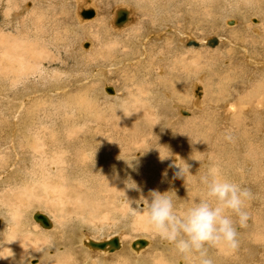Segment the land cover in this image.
I'll use <instances>...</instances> for the list:
<instances>
[{
  "label": "bare ground",
  "instance_id": "6f19581e",
  "mask_svg": "<svg viewBox=\"0 0 264 264\" xmlns=\"http://www.w3.org/2000/svg\"><path fill=\"white\" fill-rule=\"evenodd\" d=\"M41 1L50 2L53 0ZM55 1L57 4H62V0ZM64 1L72 3V9L70 10L75 11V15H72L76 17L73 19L78 20H76L78 22L76 25L79 27L78 29L75 27V30L68 29L65 35L67 36L71 31L75 32L77 30L81 35L93 34L97 39L95 43L88 38L73 39L72 45L75 50L77 49L79 61L83 62L85 67H88V64L90 65L95 57L102 56L104 57L103 60L111 68L107 66L108 69L105 70L107 67L103 69L101 66L99 68L102 69H94L95 73H91L93 71L89 69L88 71H91L90 73L93 75L91 76L94 78V83L85 85L84 89H81L73 96H67L62 101L55 102L52 98H48L50 100H41L37 97L40 94L38 88L42 87L44 81L49 82V78L52 77L49 70L47 72L46 68L43 69L42 63L39 61L42 57L41 55H43L41 54L42 51L45 52L44 47L47 46L48 40L45 37L51 36L55 38L56 43L62 41V38L54 37L57 28H44L46 26L45 23H48V25L52 24V20L49 18L50 14L45 13V11L28 14L32 8L28 7L26 3L21 6L18 0H0V7L2 5L6 8L4 19L0 23V165L10 157L7 156L8 158L5 159V154L3 155L1 152L4 144L8 143L7 149L9 151L6 149L3 152L6 155H11L9 164L7 163L8 165L6 164L5 167L2 166L3 168H0V170L4 169L5 177V179H2L3 177L0 176V184L3 183L5 184L4 186H10L6 193H0V223L2 222L0 224V264H14L15 261L18 264L17 260H21L20 258L22 257L21 249L27 245L34 246L39 243H42L39 249L32 248L35 251L34 254L39 255L38 260L30 263L28 260L30 256L27 258L22 257L24 258L23 264H117L116 261L113 263L108 260V258L113 259V257L114 259L117 257L118 264H183L186 261L185 259H187L188 264H199L197 257L180 256L172 245L165 240H159L155 234L154 239L152 237L133 235L135 229L150 232L143 221L145 210L135 208V202L143 197L149 198L150 192L153 190L161 193L167 191L169 193L175 192L179 198L176 201L177 212L182 213L187 207L195 203L198 198H205L206 188L201 183V178L204 176L228 179L242 187L248 188L253 199L264 197V59L261 61L256 59L257 62L255 60L256 63H254L253 60H250L253 58L250 57L249 59L250 54H248V57L244 59L246 67L240 68L232 77L224 76L226 90L222 91L220 96L225 97L228 101L225 99L226 106H224V103L223 117L218 118L220 112L215 111L216 105L212 107V111H210L211 109L207 111L208 108L206 111L204 110L206 88L201 84L202 82L193 81L190 84V106L189 97L185 90L182 89L179 93L173 90L180 78L173 76L168 79L170 81H167L168 73L165 69L167 64L164 67L160 62L156 64V61L152 59L155 58L157 52L156 55H151L155 48L151 47V50L148 48L149 42L156 44L160 42V46L163 48L167 47V49L174 44L169 43L166 46V43H164L165 39L163 40V37L166 30L164 26L169 23L167 21L179 16L178 7L186 10L187 8L190 9V7L201 6L202 14L210 18L212 17L210 4H212L213 0H126L134 2V7L140 5L149 12L154 23L151 31L148 30L151 27L143 26V24H139L138 29L132 27V25H136L135 10L132 6L123 3L125 0L112 7L110 14L113 17L111 16L110 19L108 18V13H103L98 18L96 17L97 14L99 15L95 4L96 0ZM233 6H227L220 16L221 30L223 28L227 29V25L232 26L229 28H234L233 26L236 25L235 20L234 23L228 21L230 18H234ZM250 6V9L243 13V19L245 21L249 20L245 25L247 28L257 31L260 27L258 24L260 20L257 19V14L259 13L257 11L263 5L254 4ZM120 9L127 10L128 15L126 21L118 26L115 20L117 11ZM82 10H91L92 13L88 17H83L80 15ZM23 12H27L28 15L26 14L27 16L25 15L26 17L21 19ZM106 12H109V10ZM207 12H209V15ZM253 15H257V20L252 22L251 16ZM95 17L96 20L89 23ZM85 22H88V24H82ZM107 22L110 23V30L112 28V31L114 30L112 32L113 37H109L110 34L106 36L108 34L106 25H109ZM6 28H11L12 32H5ZM188 38L189 36L180 38L183 42L180 45L175 43L176 48L185 46V40H188ZM216 38L217 43L223 39L217 36ZM68 39L70 40L71 38L69 37ZM223 40L227 42V39ZM202 41H205L202 44H206V39ZM69 42L71 43V41L58 42V45L65 46L66 52H68ZM83 43H87V46L83 47ZM100 44L103 47L96 52L95 49L97 46L100 47ZM232 44V41H228L229 46ZM54 45L50 43V46ZM208 45L215 46V44ZM54 48L56 49V47ZM200 48L189 46L186 47V51L183 53L195 52V54H198L202 50ZM204 50L210 54V57L207 56L210 59L208 64L217 62L220 66L224 65V62L218 57L220 54L219 49H214V51ZM86 51H89V53L83 54ZM165 51L168 52L166 49ZM223 54H227V52H222L220 55L222 56ZM199 56L195 55V58L197 59ZM158 57L161 60L167 58L166 55L161 56L160 54ZM171 64L172 62L169 63V66ZM35 66L38 71L41 69L40 78L35 76L38 75V73L35 74ZM73 66L75 65L73 64ZM91 66L93 69V65ZM159 67H161L160 70H158ZM246 71L248 72L246 73ZM74 72L76 71L74 70ZM74 72L71 73L73 74ZM110 73L118 76L129 98L126 99V96L122 97L121 88H119L121 86H115L114 83L113 87L111 86L114 88L113 93H108L105 90L106 86H110L108 85L111 78ZM254 74L257 77L261 76L255 82L254 88L250 91H242L243 93L239 95L240 90L242 88L245 90L248 84L252 82ZM202 76H200V81L203 80ZM136 77L139 80H136ZM61 78L56 80L60 81L61 84L59 82H51L48 89L50 91L54 89L55 92H58V89L63 90ZM192 78L193 76L190 79ZM76 80L79 79L76 78ZM82 80L81 83L84 81ZM39 82L41 86H39ZM235 82L242 83L240 88L236 87ZM185 85L187 86V83ZM198 85L201 87L200 95L194 91ZM43 90L41 89V92ZM169 90L173 91L170 93ZM225 92H228V94ZM100 96L105 100L103 102L107 101L109 104L113 102V106L119 107L120 104L126 101L134 107L133 112L135 114L128 118L122 129H116V125L118 126L121 123L114 126L113 123L106 121L107 119L104 117L105 121L102 119L100 113L103 110L101 105L97 103V97L100 98ZM175 99L178 103L174 102ZM143 100L147 101V103H141ZM128 104L123 106L124 110L128 108ZM184 106H187L189 111L193 109L200 110L201 108L200 111L196 110V112H200L199 114L202 115L197 116L195 113V116L183 117L184 115L181 116L180 114L183 109L189 114V111ZM151 108L155 109L156 114L155 118L150 120L147 115L152 114ZM5 119H8L7 122ZM125 120L122 118L120 121ZM247 122L249 123L248 125ZM192 123L193 131H185L186 128L184 127H188L189 130ZM195 123L196 125H194ZM215 123H218L215 128L216 132H225V136L223 138L222 135H213L212 139H214V142L213 140L207 141L209 138L206 134V125L215 126ZM144 124L146 125L145 127L143 126ZM172 124H176L178 129V134L176 135L178 137L170 135L169 137L167 136V139H164V129ZM187 124L189 125L186 126ZM230 125H244V127L235 130ZM104 126L105 128L102 129ZM147 126H154L153 131H151L152 134L146 132ZM182 132L184 133L182 134ZM229 133L232 136L231 141L226 139V135ZM154 135L155 138L153 137ZM201 141L204 144L206 143V146H202ZM140 146L145 155L140 157L134 155L139 160V167L136 171H133L119 157L121 155L127 156L129 151L138 150ZM22 151H26L28 156L23 154ZM169 152L171 153V158L162 162L160 155L164 156L169 154ZM201 157L206 158V160L201 159ZM19 160H23L25 168L21 167L22 169H19L20 167H17ZM184 162L190 165V172L185 174L184 178H175V173L178 169L169 165L179 163L183 167ZM92 166L96 167L93 169ZM115 172H119V175L120 173L122 174V180L117 178V174H114ZM129 177L139 186L140 191L126 188V184L129 183ZM74 181L82 182L85 185V190L89 189V193L86 192L85 197L74 189ZM67 185H73V189L71 188L72 190L69 191L65 188ZM76 192L83 196V201L79 199L80 196ZM68 195H71L72 198ZM39 198H43V200L41 203L38 201L41 204L38 208L54 209L55 213H59L58 216H55L59 220L58 222L45 211L37 210L45 214L49 219L50 226L48 228L42 227L38 222L35 224L32 219L34 211L29 210L30 208H35V206H32L33 202ZM118 199L119 201L121 200V204H115ZM14 200H16L17 204L14 203ZM13 204H16L15 207ZM68 205H71V207L68 208ZM233 219H236V217H233ZM108 220H112V224ZM118 221L122 223L119 224ZM86 224L87 226H84ZM30 225L33 226V228L31 226L33 230L29 228ZM98 225H101L100 230L95 227ZM109 226H111V230ZM86 233L91 235L87 236ZM151 233L153 232L151 231ZM30 235H33L34 239ZM93 235L99 236L95 237ZM113 236H118L120 242V248L113 251L93 249L86 244L89 239L101 241ZM36 237H39L38 239L40 240H37ZM137 238L147 240V245L143 248H132L131 243ZM247 241L249 242L248 239H246ZM251 241H253V237L250 238ZM239 247H244V244L242 246L240 243ZM217 248V254L222 253V255L226 256L229 253V251L221 247ZM48 249L52 250L51 253H49ZM211 249L209 248L207 256L212 261V264H217L215 259L217 255H212L211 251L214 249ZM151 252L152 261L145 257L148 254L151 255ZM62 253L64 256L60 258ZM4 257H7V259ZM91 257L94 258L90 259ZM106 257L108 258L106 259ZM178 257H180L181 261L177 260Z\"/></svg>",
  "mask_w": 264,
  "mask_h": 264
},
{
  "label": "rangeland",
  "instance_id": "374dc122",
  "mask_svg": "<svg viewBox=\"0 0 264 264\" xmlns=\"http://www.w3.org/2000/svg\"><path fill=\"white\" fill-rule=\"evenodd\" d=\"M30 1V2H29ZM72 1H75V0H72ZM119 1V2H118ZM124 0H96V2H95V4H96V8H97V10H98V13H99V15L97 14V18L99 17V16H101V15H103V13H108V15H109V19H110V17L112 16L113 17V15L112 14H110L111 13V9H112V7H114L116 4H118V3H122ZM236 1V2H235ZM20 2V3H19ZM56 1L55 0H53V1H48V2H42L41 0H37V2H36V0H34V1H32V0H18V3L22 6V5H24L25 3H26V5H28V7H30V8H32L31 9V11H29V13L28 14H33V13H37V12H39V11H45V13H48V14H50V19L52 20V24L51 25H48V23H45V25L46 26H44V28L45 27H53V28H57L56 29V34L54 35V37H56V38H58V37H60V38H62L61 40L62 41H58L59 43H65V42H67V41H71V43L69 42V51L68 52H66V48H65V46H62V45H58V42L56 43V39L55 38H53V37H51V36H49V37H45L47 40H48V42H47V46L46 47H44V49H45V52H43L42 51V53L41 54H43V55H41L42 57L39 59V61H41V63H42V66H43V69L44 68H46L45 70L48 72V70H49V72H50V76H52L51 78H49V82H45V84H44V82L42 83L43 85H42V87L41 88H38V91L40 92V94H38L37 95V97L38 98H40L41 100L42 99H47V100H50V99H48V98H52L53 99V101H55V102H59V101H62V99H64V97H67V96H73V95H75V94H77V92H79L81 89H84L85 88V85H89V83L91 84V83H94V78H92V74L91 73H95L94 71V69H96L97 70V68H99V67H101L102 66V68L104 69V68H106L107 66H109L108 64H107V62H105V60H103L104 59V57H102V56H100V57H95V59L93 60V62L92 63H90V65L88 64V67H85V65H84V63L83 62H81V61H79V58H78V53H77V49L75 50L74 48H73V45H72V43H73V41L75 40V39H78V40H80V39H91L92 41H94V43L95 42H97V39H96V37L95 36H93V34L92 35H81V34H79V32L77 31H71V33L69 34L68 33V35L66 36L65 35V33H67V30L68 29H74L75 30V27H76V29H78L79 27L76 25V23H78V22H76V20L77 19H73V18H76L74 15V12L73 11H71L70 9H72V3L70 2V3H68L67 1H64V0H62V4H60V3H58L57 4V2L55 3ZM128 1H124L123 3H125L126 5L128 4L129 6H132L133 8H134V10H135V26H133L132 25V27H134L135 29H138V26H140V25H142L143 24V26H148V27H151V28H149L148 30L149 31H151V30H153V22H152V19H151V17H150V15H149V12L146 10V9H144L142 6H140V5H137V6H135L134 7V2H128ZM212 4H210L211 5V7H210V12L212 13L211 14V16L212 17H210V18H208V16L207 15H205V14H202V7L201 6H197V7H194V8H191L190 7V9L189 8H187L186 10L184 9V8H182V7H178V13H179V16L178 17H174L173 19H170L169 21H167V23L169 24H167V26H164L165 28L164 29H166L165 30V33H166V35H165V33H164V37H163V40L165 41L164 43H166V46H168L169 45V43H174L172 46H169L168 47V49H167V47H161L160 45V42H159V44H156V43H152V42H149V49L151 50L152 48L154 49L151 53V55H156V52H157V55L155 56V58H153L152 60L153 61H156V64H158L159 62L161 63V65L164 67L165 66V64H167V66H165V69H166V72L168 73V77H167V81H170V80H168V79H171L173 76H175V77H179L180 78V80L178 81V84L175 86V88L173 89V90H175L176 91V93H179V92H181V90L183 89V90H185V92H186V94L188 95V97H189V101H190V92H189V87H190V84H192V82L193 81H198V82H202L201 84H203V86H204V88H206L205 89V97H204V102L206 101V103H205V105H204V110L206 111L207 110V108H208V110L207 111H209L210 109V111H212V107L213 106H215V111L217 110L218 112H220V116L218 117V118H221V117H223V114H222V112H224V110H225V108H224V106H226V98L225 97H221L220 95H221V92L222 91H225L226 90V84H224V82H226L225 80H224V76H226V77H228V76H230V77H232V76H234L239 70H240V68H244V67H246L245 65H244V62H246V61H244V59H246L247 57H248V54H250V56H249V59H250V57L251 58H253V59H250V60H253L254 61V63H256L257 62V60L259 61H261L262 59H264V0H213L212 2H211ZM236 4V5H235ZM254 5V4H260V5H263L262 7H260L259 9L261 10H258L257 12L259 13V14H257L258 15V17H257V15H253V16H251L252 17V22L253 21H256L257 19H259L260 21V23H258L259 24V28L257 29V31H253L251 28V30L249 29V28H247L245 25L248 23V21L249 20H244L243 19V13H245V11H247L248 9H250V5ZM45 5V6H44ZM229 5H234L233 7V10H234V18L232 19V18H230V20H228V21H232V23H234V20L236 21V25L235 26H233L234 28H229V27H232V26H229V25H227L228 26V28L226 29H222L221 30V28L220 27H222V25H221V22H220V20H219V18H220V16L222 15V13H223V11H224V9L227 7V6H229ZM47 6V7H46ZM250 6V7H249ZM100 7V8H99ZM249 7V8H248ZM110 8V9H109ZM136 8V9H135ZM199 10H198V9ZM262 8V9H261ZM38 9V10H37ZM40 9V10H39ZM109 10V12H106V11H108ZM193 9V10H192ZM184 10V11H183ZM195 10V11H194ZM5 11H6V8H4L2 5H1V7H0V23L2 22V20L4 19V16H5ZM8 11V10H7ZM197 11V12H196ZM202 11V12H201ZM71 12H73V13H71ZM208 13V15H209V12H207ZM27 12H23V14H22V16H21V19L23 18L24 19V17H26L27 15ZM72 14H74V15H72ZM26 15V16H25ZM203 15V16H202ZM72 16V17H71ZM218 16V17H217ZM2 17V18H1ZM61 17V18H60ZM96 17L94 18V19H92L91 21H89V23L90 22H92V21H94V20H96ZM214 17H216V18H214ZM256 17H257V19H256ZM149 18V19H148ZM183 18V19H182ZM206 18V19H205ZM58 19V20H57ZM145 20H147V21H145ZM78 21V20H77ZM108 21V20H107ZM57 22V23H56ZM143 22V23H142ZM146 22H147V24H146ZM244 22V23H243ZM247 22V23H246ZM22 23V22H21ZM133 23V22H132ZM256 23V22H255ZM254 23V24H255ZM82 24H88V22H85V23H82ZM107 24H109V25H106V28L108 27V34L106 35V36H108L109 34V37H113V34H112V32L114 31H112V29L110 30V28H111V26H110V23L109 22H107ZM140 24V25H139ZM146 24V25H145ZM251 24H253V23H251ZM1 25V24H0ZM68 25V26H67ZM70 26V27H69ZM237 26V27H236ZM167 27V28H166ZM173 29H172V28ZM241 27V28H240ZM249 29V30H248ZM130 30H131V28H130ZM168 30V31H167ZM21 31V30H20ZM5 32H12L11 31V28H6L5 29ZM183 33V34H182ZM24 34V33H23ZM65 35V36H64ZM219 35V36H218ZM252 35V36H251ZM72 36V37H71ZM180 36V37H179ZM185 36H189V38H188V40H185V46H181V47H179V48H176V46H175V43L176 44H178V45H180V43L181 42H183L182 40H180V38H183V37H185ZM210 36L212 37V36H217V37H220V38H223V39H227V42H226V40H223V39H221V40H223V41H218V43L213 47V46H209V45H206L205 43H203L202 44V42H205V41H202V40H204V39H208V38H210ZM224 36V37H223ZM70 37L71 39L69 40L68 38ZM93 37H94V39H96V40H94L93 39ZM124 37V36H123ZM207 37V38H206ZM53 38V39H52ZM66 38V39H65ZM49 39H50V41H49ZM74 39V40H73ZM55 40V41H54ZM201 40V41H200ZM151 41H152V38H151ZM171 41V42H170ZM180 41V42H179ZM228 41H232L233 42V44L231 45V46H229L228 45ZM197 44H196V43ZM48 43H49V45H48ZM50 43H51V45H54V46H50ZM54 43V44H53ZM200 44V46H199V44ZM193 44V45H192ZM223 44V45H222ZM245 44V45H244ZM192 45V46H191ZM227 45V46H226ZM61 46H62V48H61ZM156 46H158L157 48H156ZM194 47V48H200L201 46V48L200 49H202V50H200V52L197 54H195V52L194 53H192V52H185V53H183L184 51H186V47ZM54 47H56V49L54 48ZM64 47V48H63ZM103 47V46H102ZM102 47H101V44H100V47H98L97 46V48L95 49V51L97 52V51H99V50H101L102 49ZM152 47V48H151ZM242 47H243V50L245 51V52H248V53H245L243 50H242ZM261 47V48H260ZM60 48V49H59ZM78 48H80L81 49V47L80 46H78ZM227 48V49H226ZM263 48V49H262ZM47 49V50H46ZM59 49V50H58ZM165 49L168 51V52H166L165 51ZM204 49H207L208 51H214V49H219V52H220V54L223 52V53H225V52H227V54H223L222 56L219 54L218 55V57L220 58V60L221 61H223L224 62V65L223 66H220L217 62H214V63H211V64H208V62H209V57H210V54L209 53H206L205 52V50ZM156 50V51H155ZM222 50V51H221ZM226 50V51H225ZM263 50V51H262ZM64 51H65V53H64ZM84 51V50H83ZM89 51H91V50H89ZM89 51H86V53L85 52H83V54H87V53H89ZM170 51V52H169ZM175 51V52H174ZM73 54H72V53ZM260 52V53H259ZM153 53H155V54H153ZM162 53H164V55H162ZM183 53V54H182ZM201 53V54H200ZM72 54V55H71ZM75 54V55H74ZM161 55V56H165L166 55V57L168 58H166L165 60L163 59V60H161L159 57H158V55ZM71 57H69V56ZM82 55V54H81ZM89 56H91L90 54H88ZM195 55L196 56H198V55H200L199 57H197V59L195 58ZM73 56V57H72ZM83 56V55H82ZM86 56V55H85ZM180 56V57H179ZM207 56H209V57H207ZM44 57V58H43ZM46 57V58H45ZM76 57V58H75ZM157 57V58H156ZM246 57V58H245ZM206 58H207V60H206ZM77 59V60H76ZM192 59V60H191ZM257 59V60H256ZM73 60H75V61H73ZM225 60V61H224ZM230 60V61H229ZM255 60H256V62H255ZM72 61H73V63H72ZM158 61V62H157ZM227 61H228V63H227ZM243 61V62H242ZM248 61V60H247ZM252 61V62H253ZM75 62V63H74ZM170 62H172V64L169 66V63ZM67 64H68V66H67ZM73 64L75 65V66H73ZM207 64V65H206ZM91 65H93V69H92V66ZM96 65H98V66H96ZM211 65V66H210ZM241 65V66H240ZM39 66V65H38ZM37 66V67H38ZM83 66H84V68H83ZM91 66V67H90ZM94 66H95V68H94ZM105 66V67H104ZM234 66H236V67H234ZM239 66V67H238ZM253 66V65H252ZM110 67V66H109ZM207 67V68H206ZM254 67V66H253ZM65 68H66V70H65ZM102 68H99V69H102ZM111 68V67H110ZM109 68V69H110ZM35 69L36 70H34L35 71V74H37L38 73V75H35L36 77L38 76L39 78L41 77L40 76V71H41V69H39V71H38V69L36 68V66H35ZM51 69V70H50ZM61 69V70H60ZM72 69V70H71ZM92 70L93 72H91V71H88V70ZM108 69V67L105 69V70H107ZM161 69V67H159L158 68V70H160ZM74 70L76 71V72H74ZM132 70H134V69H132ZM247 70V69H246ZM61 71H65L64 73L63 72H61ZM82 71H84V72H82ZM225 71V72H224ZM55 72V73H54ZM69 72V73H68ZM71 72H74L73 74L71 73ZM91 72V73H90ZM248 71H246V73H247ZM58 73V74H57ZM61 73V74H60ZM66 73V74H65ZM69 75H68V74ZM82 73H84V74H82ZM166 73V74H167ZM54 74H56V75H54ZM74 76H72V75ZM196 74V75H195ZM63 75H64V77H63ZM79 75V76H78ZM89 75H90V77H89ZM92 75V76H91ZM110 75V83L108 84V85H110V86H112L113 87V83H114V85L116 86H121V87H119V88H121L120 89V91H121V96L122 97H125L126 99L127 98H129L127 95H128V93L126 92V90H125V88L124 87H122V85H121V81L118 79V76H115V74L114 73H110L109 74ZM201 75H203L204 76V78H203V76H202V81H200V76ZM221 75V76H220ZM56 76V77H55ZM59 76V78H57ZM61 76H62V78H61ZM84 76V77H83ZM89 77V79H88V77ZM193 76V78L192 79H190L191 77ZM199 76V77H198ZM263 76H264V71H263ZM35 77V79L36 80H38L37 78ZM221 77H223V78H221ZM257 75L256 74H254V77H253V80H251L252 82H250L249 84H248V87L244 90V88H242L240 91L241 92H239V95L241 94V93H243L242 91H250V90H252V88H254V84H255V82L257 81V80H259L260 78H261V76L259 77H257ZM61 78V80H62V82H63V90L62 89H58L57 91L58 92H55L54 91V89H52L51 91L48 89V87H49V85L51 84V82L53 83V82H59L60 84H61V82L60 81H56L57 79L59 80ZM76 78L77 79H79V80H76ZM198 78V79H197ZM67 79V80H66ZM83 81L82 83H81V80ZM220 79H221V82H220ZM256 79V80H255ZM52 80V81H51ZM136 80H139V78L138 77H136ZM47 81V80H46ZM75 81H77V82H75ZM80 81V82H79ZM167 81H165V82H167ZM215 81V82H214ZM75 82V83H74ZM79 82V83H78ZM85 82V83H84ZM119 82V83H118ZM219 84H218V83ZM187 83V86L185 85ZM39 86H41V83L39 82ZM59 84V85H60ZM46 85V86H45ZM235 85H236V87L237 88H240V86L242 85V83L241 82H239V83H237V82H235ZM183 86V87H182ZM187 88H186V87ZM214 86H216V87H214ZM225 86V87H224ZM185 87V88H184ZM249 87H250V89H249ZM51 88V87H50ZM215 88V89H214ZM223 88V89H222ZM41 89H44V90H46V91H42L41 92ZM114 89V88H113ZM168 89V88H167ZM61 90V91H60ZM173 90H169L170 91V93L173 91ZM221 90V91H220ZM53 91H54V93H53ZM168 91V92H169ZM52 92V93H51ZM64 92V93H63ZM208 92V93H207ZM218 92V93H217ZM126 93V94H125ZM226 94H228V92H225ZM224 93V94H225ZM48 94V95H47ZM54 96H53V95ZM192 95H193V93H192ZM218 95V96H217ZM49 96V97H48ZM215 96V97H214ZM210 97V98H209ZM193 98H194V96H193ZM231 98V97H230ZM195 100H196V98H194ZM205 99H207V100H205ZM226 99V100H225ZM97 103H99L100 105H101V107H102V110H103V112L102 113H100L101 114V116H102V119H103V117L105 118V119H107L106 121H109V122H111V123H113L114 124V126L116 125V124H119V123H121L120 125H116V129L118 130V129H122L123 127V125L125 124V122H127L128 121V118H130V116H133L135 113L133 112L134 111V107L132 106V105H130V104H128L126 101L125 102H123L122 104H120L119 105V107L118 106H113L112 105V103L113 102H110V104L112 105H110L109 103H107V101L106 102H103V100L104 99H102V97L100 96V98L99 97H97ZM213 100V101H212ZM43 101H45V100H43ZM105 101V100H104ZM196 101H198V100H196ZM217 101V102H216ZM221 101H223L222 103H221ZM228 101V100H227ZM174 102H177L178 103V101L175 99V101ZM214 102V103H213ZM40 103H41V101H40ZM141 103H147V101H145V100H143ZM190 103V106H191V101L189 102ZM219 103V104H218ZM224 103H225V105H224ZM126 104H128V108H126V110H124L123 109V106H125ZM212 104V105H211ZM224 105V106H223ZM122 106V107H121ZM193 106V105H192ZM207 106V107H206ZM219 106V107H218ZM115 107V108H114ZM117 107V108H116ZM121 107V108H120ZM150 107H151V105H150ZM185 107V109L187 110V111H189L188 110V108H187V106H184ZM108 108H110V109H108ZM224 108V109H223ZM219 109V110H218ZM223 111H222V110ZM131 110V111H130ZM184 110V109H183ZM194 110V109H193ZM193 110H191V111H189V114H182L181 113V111H180V114H181V116H183V117H189V116H195V113H196V115L197 116H201L202 114H199L200 112H196V110L197 109H195L194 111ZM200 110H201V108H200ZM200 110H197V111H200ZM129 111H130V113H129ZM179 111V110H178ZM193 111V112H192ZM3 112V111H2ZM117 112V113H116ZM151 112H152V114L151 115H147L148 116V118H150V120L152 119V118H155V109H153V108H151ZM105 113V114H104ZM194 113V114H193ZM122 114V115H121ZM188 115V116H187ZM222 115V116H221ZM121 116V117H120ZM123 116V117H122ZM151 116V117H150ZM124 119L125 120V118H126V120L125 121H120L121 119ZM7 120L8 119H5V121L7 122ZM104 120V119H103ZM115 120H117V121H115ZM105 121V120H104ZM119 121V122H118ZM115 122V123H114ZM221 124V123H220ZM219 124V125H220ZM224 124V123H223ZM249 123L247 122V125H248ZM105 125V124H104ZM189 124H187L186 126H188ZM194 125H196V123L194 124ZM96 126V125H95ZM144 127L146 126L145 124L143 125ZM198 126V125H197ZM196 126V127H197ZM208 126V127H207ZM216 126H218V123H215V126L214 125H211V124H207L206 125V134H207V136H208V138L209 139H207V141H212L213 140V142H214V139H212V137H213V135L215 136V135H217L218 134V136H221L222 135V137L224 138V136H225V132L224 133H217L216 132V130H215V128H216ZM231 126V125H230ZM234 126V127H233ZM233 126H231L233 129H239L240 127L241 128H243L244 127V125L242 126H235V125H233ZM105 128V126L104 127H102V129H104ZM184 128H186L185 129V131H193V129H194V127H193V123H192V126L191 127H189V130H188V127H184ZM209 128V129H208ZM240 128V129H241ZM153 129H154V126H147L146 127V132H148V134H152V132L151 131H153ZM156 129H157V127H156ZM196 129V128H195ZM208 129V130H207ZM150 130V131H149ZM178 129L176 128V124H172V125H170V126H168V127H166L165 129H164V139H167V136L169 137L170 135L172 136H175L176 138L178 137V135H176V134H178V131H177ZM182 130V129H181ZM128 131H131V130H128ZM135 131H136V129H135ZM195 131V130H194ZM181 132V131H180ZM182 133H184V132H182ZM208 133H210V134H208ZM136 134V133H135ZM220 134V135H219ZM151 136V135H150ZM149 136V137H150ZM154 138H155V135L153 136ZM7 143V142H6ZM201 145L202 146H206L205 144H204V142L203 141H201ZM7 146V147H6ZM4 148V149H3ZM8 148V143L7 144H4V146H2V150H1V152L3 153V155L5 154V159L6 158H8L7 156H10L11 157V155H6V153H4L3 151L5 150L6 151V149ZM18 148V147H17ZM18 150H19V148H18ZM137 149H135V151H129V154H131V153H133V155H136L137 157H140V156H144L145 154H144V151L142 150V148H141V146H140V148H138V150L140 151H136ZM7 151H9V149H7ZM20 151V150H19ZM141 151H142V153H141ZM17 152V151H16ZM139 152V153H138ZM1 153V154H2ZM22 153L23 154H25L26 156H28V154L26 153V151H22ZM118 153V152H117ZM138 154V155H137ZM141 154V155H140ZM176 156V155H175ZM9 157V158H10ZM177 157V156H176ZM204 157V156H203ZM203 157H201V159L203 158ZM6 159L4 162H3V164L2 165H0V168H3V167H5L6 166V164L8 163L9 164V162H10V159ZM204 160H206V158H203ZM7 161V162H6ZM18 162H20V163H18ZM17 162V167H20L19 169H22V168H25L24 167V162H23V160H19ZM1 164V163H0ZM7 164V165H8ZM3 166V167H2ZM22 167V168H21ZM93 167V169L96 167H94V166H92ZM92 167H90V168H92ZM4 170V169H3ZM3 170L1 169L0 171H1V173H0V176L1 177H3L2 179H5V177H4V173H3ZM114 174H117V178L119 179V180H122V174L120 173V175H119V172H115ZM100 178V177H99ZM103 179V178H102ZM70 180V179H69ZM68 180V181H69ZM118 180V181H119ZM98 181V180H97ZM78 184V183H80V182H78V181H74L73 182V185L75 186V190L78 192V193H80V194H82L83 196L85 195L86 196V192L87 193H89V189L87 190H85V185L81 182L80 184H78V185H76V184ZM5 184H0V193H6L7 191L6 190H8V188L10 187V186H4ZM73 185L72 186H66L65 188L66 189H68L69 191L70 190H72L73 189ZM117 186V185H116ZM117 187H119V186H117ZM64 188V189H65ZM72 188V189H71ZM83 188V189H82ZM79 191H78V190ZM84 190H85V192H84ZM76 192V193H77ZM77 193V194H78ZM76 194V195H77ZM80 194H78V196H80V198L79 199H82V201H83V196L82 195H80ZM99 194H101V193H99ZM69 196V195H68ZM84 196V197H85ZM70 198H72V196L70 195L69 196ZM256 199V200H255ZM17 201H18V199H16ZM16 200H14V203H16L17 204V202H16ZM42 200H43V198H39V199H37L36 201H34L33 202V205L32 206H35V208H30L29 210H31V211H37V210H41V211H45V213H47V214H49L50 215V217L52 216L53 218H55L56 220H57V217H55V216H58V214L59 213H55L56 211L54 210V209H49V208H38V206H41V204H39V202L41 203L42 202ZM71 200V199H70ZM39 201V202H38ZM118 202H116L115 204H121L120 203V201H119V199L117 200ZM250 202V203H249ZM15 204V205H16ZM14 205V204H13ZM12 205V206H13ZM15 205H14V207H15ZM129 205V204H128ZM258 205V206H257ZM46 206H48V204H46ZM253 206V207H252ZM71 207V205H68V208H70ZM119 209V208H118ZM54 210V211H53ZM246 210L250 213V218L251 219H249V222H248V225H247V227L246 228H241V229H239V235H238V239H239V244L241 243V245L243 246V244H244V247H238V249L236 250V251H234V252H229L228 254H226V256L225 255H222V253H220V254H217L216 252L218 251L217 249V247H213L212 249H214V250H212L211 248V253H212V255L213 254H215V255H217V256H215V259H216V262H217V264H264V197H257V198H252V196H251V200H249V201H247L246 202ZM52 212V213H50V212ZM262 212V213H261ZM57 214V215H56ZM252 214V215H251ZM130 218H132V217H130ZM0 221H1V217H0ZM34 221V220H33ZM58 222H59V220H57ZM35 222V221H34ZM54 222H55V220H54ZM108 222L109 223H111L112 224V220H108ZM118 223H119V221H118ZM122 222L120 221V223L119 224H121ZM256 223V224H255ZM0 224H2V222L0 223ZM35 224H36V222H35ZM1 226V225H0ZM31 226L32 225H30L29 226V228L31 229V230H33L32 228H33V226H32V228H31ZM37 226H39L38 224H37ZM84 226H87V224L86 225H84ZM40 227V226H39ZM96 227V229L97 230H100L101 229V225H98V226H95ZM41 228V227H40ZM85 228V227H84ZM87 228V227H86ZM43 229V228H42ZM41 229V230H42ZM109 229L111 230V226H109ZM139 231L140 230H137V229H135V232H134V234L133 235H141V236H145V237H152L153 239L155 238V236H156V238H159V240L161 239V241L163 240L162 238H160L159 236H157V235H155L154 236V233H151V231L149 232V231H140V234H139ZM110 233V232H109ZM86 235L87 236H89V235H91L90 233H86ZM102 235V234H101ZM108 235V234H107ZM132 235V236H133ZM251 236V237H253V241H251L250 242V238H248L249 236ZM33 235H30V237L31 238H33L34 239V236L32 237ZM93 236H99V235H93ZM136 236H134V237H136ZM39 237H36V239L37 240H40V239H38ZM133 238V237H132ZM246 239H248L249 240V242L247 241L246 242ZM0 241H1V238H0ZM243 241V242H242ZM41 242V241H40ZM35 244V243H34ZM40 245H42V243H39V244H35L34 246L33 245H27V246H25L24 248H22L21 249V256L22 257H24V258H27V257H29V261H30V263H32V261H34V262H36L35 260H38V258H39V255H37V254H34L35 253V251H33V249H34V247H35V249H39V246ZM33 248V249H32ZM51 249V248H50ZM33 251V252H32ZM48 251H49V253H51V251L52 250H49L48 249ZM133 252V251H132ZM92 253V252H91ZM131 253V252H130ZM134 253V252H133ZM34 254V255H33ZM132 254V253H131ZM19 256V255H18ZM61 256V257H60ZM60 258H62L63 256H64V254L62 253V254H60ZM20 257V256H19ZM20 258L21 260H17L19 263L18 264H23L22 262L24 261L23 259L24 258ZM58 257V258H59ZM147 259H149L150 261H152L151 259H152V252H151V255L150 254H148V255H146L145 256ZM225 257H226V259H225ZM16 258V257H15ZM92 258H94V257H91L90 259H92ZM108 257H106V259H107ZM179 258V259H178ZM177 258V260L178 261H181L180 260V257H178ZM17 259V258H16ZM116 259H117V257H116ZM116 259H114V257H113V259H110V258H108V260L109 261H111V262H113V263H115V261L117 262V264H118V261L116 260ZM186 261H185V263L183 262V264H188L187 263V259H185ZM219 262V263H218ZM17 262L15 261L14 262V264H16ZM37 264V263H36Z\"/></svg>",
  "mask_w": 264,
  "mask_h": 264
},
{
  "label": "clouds",
  "instance_id": "9594fccd",
  "mask_svg": "<svg viewBox=\"0 0 264 264\" xmlns=\"http://www.w3.org/2000/svg\"><path fill=\"white\" fill-rule=\"evenodd\" d=\"M226 139L231 141L230 133ZM160 158L162 162L168 160L171 153L160 155ZM119 159L133 171L139 167V160L133 153L121 155ZM169 166L178 169L175 178H184L190 172V165L185 162L183 167L179 163ZM128 181V190L140 191L130 177ZM201 183L206 188L205 198H198L182 213L177 212L176 201L179 198L175 192L169 191L161 193L153 190L149 198L141 196L143 198L135 202V208L145 210L143 221L146 227L172 245L180 256H195L199 264H212L207 256L209 248L221 247L229 252L238 249L239 229L246 228L250 219L246 202L252 194L248 188L228 179L204 176Z\"/></svg>",
  "mask_w": 264,
  "mask_h": 264
},
{
  "label": "water",
  "instance_id": "95a60500",
  "mask_svg": "<svg viewBox=\"0 0 264 264\" xmlns=\"http://www.w3.org/2000/svg\"><path fill=\"white\" fill-rule=\"evenodd\" d=\"M91 10H82L80 12V15L83 17H88L91 14ZM128 12L125 9H120L117 11V16L115 23L116 25L120 26L124 21L127 19ZM206 44H217V38L215 36H212L208 39H206ZM87 43H83V47H86ZM200 86L198 85L196 89L194 90L196 94L200 95ZM105 90L108 93H113V88L111 86H106ZM182 114H187L186 111H182ZM32 219L35 222H38L42 227H49L50 226V221L47 218V216L39 211H34L32 214ZM87 246L93 249H101V250H107V251H113L116 249L120 248V242L118 239V236H113L112 238H109L107 240H101V241H93V240H87L86 242ZM147 245V240L142 239V238H137L135 239L132 243L131 246L132 248H143L144 246ZM137 249V248H136Z\"/></svg>",
  "mask_w": 264,
  "mask_h": 264
}]
</instances>
